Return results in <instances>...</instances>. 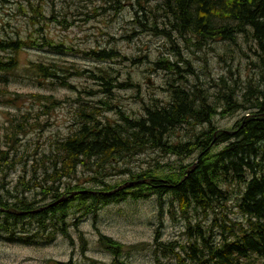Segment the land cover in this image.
Returning <instances> with one entry per match:
<instances>
[{"label":"trees","instance_id":"16d2710c","mask_svg":"<svg viewBox=\"0 0 264 264\" xmlns=\"http://www.w3.org/2000/svg\"><path fill=\"white\" fill-rule=\"evenodd\" d=\"M126 6L145 33L163 36L172 44L176 61L159 58L155 62L175 78L168 90L170 100H155L144 106L141 117L133 118L114 97L115 90H126L132 84L120 82L113 69L100 67L89 78L99 81L101 89L84 91L86 96L77 98L73 130L53 141L50 154L40 160L36 153L19 156L18 149L39 114L15 116L6 128L5 146L0 147V173L4 174L0 239L25 245L51 243L59 234L68 235L72 218L76 221L71 225L77 226L79 218L95 217L106 206L156 197L161 210L168 201L172 215L179 211L186 222L187 242L160 245L171 264H264V0H101L91 10L97 19L103 15L113 19ZM45 10L42 2L20 3V14L35 35L0 42V49L8 50L10 56L0 73L15 72L16 55L28 49L76 55L73 48L47 35L53 15L47 16ZM177 43L194 59L215 43H228L241 52L242 45L248 46L258 57V72L247 78L244 87L241 79L231 85L221 77L215 84L217 92L211 95ZM83 55L100 63L120 57L114 49H90ZM71 69L74 66L65 63L41 61L30 64L27 71L36 80L69 87L66 77L78 76ZM34 96L45 109L41 114L50 115L61 105L51 95ZM219 115L240 117L232 128L221 130ZM183 131L190 141L179 140ZM148 152L176 157L179 165L149 163L150 168L138 171L121 168V163ZM21 164L24 174L5 181ZM81 173L90 179L82 182ZM115 176L128 180L114 184L110 180ZM8 183L13 186L6 188ZM234 188L239 192L236 204L242 217L237 220L229 216ZM202 221L210 225L203 227ZM102 246L114 257L120 253L121 246L107 237Z\"/></svg>","mask_w":264,"mask_h":264},{"label":"rangeland","instance_id":"374dc122","mask_svg":"<svg viewBox=\"0 0 264 264\" xmlns=\"http://www.w3.org/2000/svg\"><path fill=\"white\" fill-rule=\"evenodd\" d=\"M31 1L34 4L42 2L47 16L52 17L53 15V21L46 29L47 35L56 42L73 48L76 55L61 56L28 49L16 55L18 64L16 63L15 72L9 71L10 74L6 77L0 73V147L5 146L6 128L15 116L27 113L32 116L39 114L36 121H31L34 122L32 131L21 138V145L18 148L19 156H32L36 153L40 160L44 154H50L53 141L65 138L73 130L75 115L78 112L77 98L80 96L84 98L86 96L84 91L90 93L101 89L98 85L99 81L89 78V75L97 74L100 67L113 69L114 76L120 82L132 84L126 90H115L114 97L117 98L116 102L120 108L133 118L141 117L144 106H150L155 100L163 103L170 100L168 90L175 78L168 71L158 69L155 62L159 58L176 61L172 44L163 36L145 33L135 23L132 17L134 16L133 11L129 6H126L124 11L113 19L106 15L97 19L93 10L95 6L101 5V0ZM21 2L25 4L26 0H0V25L7 27L12 38L27 39L29 34L35 35V30L20 14ZM64 21L66 23H63ZM142 21L144 23L143 19ZM159 28L161 29V26ZM177 47L185 58L192 60L193 68L199 74L200 80L198 81L206 84L211 95L217 92L215 84L221 77H224L227 83L231 82V85L235 84L233 80L241 79V87H244L247 78L258 72L256 67L259 64L258 57L249 50L248 46L242 45L243 52H241L237 47L228 43L211 44L197 53L199 59H194L192 55H189L180 43ZM98 48L114 49L120 57L100 63L87 59L83 55L90 49ZM0 54H2L1 51ZM6 57L8 58V54ZM41 61L65 63L74 66L76 72L80 70L82 72L79 76L66 79L74 86L73 88L57 84L54 86L51 81L36 80L29 75L27 69L30 64ZM182 68L186 69V67ZM190 81L194 82L196 79L190 77ZM5 92L6 98H4ZM37 94L51 95L61 100V105L55 111H51L50 115L41 114L45 109L42 108L41 99L38 100V97L34 96ZM103 96L100 98H104ZM109 116L116 117L114 113H109ZM239 117L240 115H233L223 119L219 115L217 125L221 130L230 129ZM180 136L179 140L190 141L187 138V132H181ZM19 156L17 159L20 158ZM178 161L176 157H163L161 153L158 155L148 152L133 161L121 163V168L138 171L141 167L150 168L149 163L153 165L168 162L178 164L180 162ZM191 162L193 159L186 160L185 163ZM22 168L21 164L15 172L7 175L9 178L6 177L5 181L16 180L20 175L22 176L24 174ZM29 168L31 175L32 167ZM80 177L82 182L89 178L83 173ZM3 180L4 174L1 172L0 184ZM126 180L128 177L115 176L110 182L119 184ZM12 186L8 183L5 187ZM230 191L231 201L228 205L231 212L229 216L234 220L241 219L236 204L239 192L236 188ZM75 221V218L68 221L73 227L68 235L59 234L52 243L25 245L0 239V264H57L56 261L66 263L71 259L75 264H94L93 261L112 264V258L99 244L100 233L113 238L121 245V250L125 251L124 256L131 254L133 251L129 249V246L135 245L131 264H171L170 259L161 257L157 249H154L153 242L157 230L159 229L160 238L165 242H187L189 239L185 235L186 222L180 212L177 211L176 216L172 215L168 201L164 203V208L161 210L156 197L106 206L95 217L92 215L87 217L77 227L71 225ZM203 225V227L209 226L210 222L206 224L203 222ZM99 251L100 255H96Z\"/></svg>","mask_w":264,"mask_h":264},{"label":"flooded vegetation","instance_id":"af4514ba","mask_svg":"<svg viewBox=\"0 0 264 264\" xmlns=\"http://www.w3.org/2000/svg\"><path fill=\"white\" fill-rule=\"evenodd\" d=\"M11 36H10V32L8 31V29H7V27L4 25V26H1L0 25V42H4V44H6V43H9L10 42V40H11ZM93 50H95V49H93ZM97 50H100L99 48L97 49ZM101 50H103V49H101ZM0 51H1V53L2 54H0V66H6L5 65V62H8V58L10 57L9 56V54L7 53L8 52V50L7 51H2L1 49H0ZM10 51V50H9ZM8 54V58L6 57V55ZM8 64V63H7ZM9 72V71H8ZM73 72V71H72ZM88 72H93V71H88ZM3 74V73H2ZM9 75V74H8ZM3 76L4 77H6L7 76V73L6 74H3ZM66 77V76H65ZM66 79H71V78H69V75L66 77ZM66 79H65V81H66ZM60 82H62V80H60ZM70 83V82H69ZM56 84H60L59 82L57 83L56 82ZM70 85V84H69ZM73 88L74 86L73 85H70L69 86V88ZM6 96H7V94H6V92L4 93V98H6ZM89 218V217H88ZM85 219L84 218H82V220H79V223H78V225L77 226H79V224L81 223V222H83ZM77 226H74V227H77ZM71 228H73V227H71V226H69L68 228H67V232L69 233V230L71 229ZM62 235V234H61ZM160 236H161V232L160 233H157L156 232V236H155V239H154V242H153V245L155 246V250L157 249V251L159 252V254H160V256L161 257H164L165 255L163 254V253H161V251H160V248H161V244H166L167 242H165V241H162L161 240V238H160ZM105 237H107V238H109V239H111V241H113V243H115V244H118L117 242H115V240L113 239V238H111V237H108V236H106V235H104V234H102V233H100L99 234V244L101 245V247L103 248V246H102V242L103 241H105ZM123 245V244H122ZM121 246V245H120ZM87 248V247H86ZM104 249V248H103ZM129 249H131L133 252L131 253V254H128V255H126V256H124L123 255V253L125 252L124 250H121L120 249V253L118 254V256L117 257H114V255H113V253L111 252H108L107 250H105L106 252H108V254H109V256L112 258V260L113 261H116L118 264H131V260H132V254L135 252V245H130L129 246ZM100 251L99 252H97L96 253V255H100ZM164 258H166V257H164ZM112 261V262H113ZM67 263H70V264H75L74 262H73V260L71 259V260H69L68 262H66V263H63V262H61V264H67ZM93 263L94 264H103V263H101V262H97V261H93ZM58 264V263H57ZM113 264V263H112ZM160 264V263H159Z\"/></svg>","mask_w":264,"mask_h":264}]
</instances>
